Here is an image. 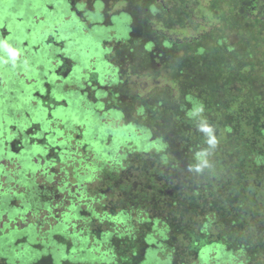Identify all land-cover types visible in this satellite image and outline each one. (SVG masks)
Returning a JSON list of instances; mask_svg holds the SVG:
<instances>
[{
    "label": "rangeland",
    "instance_id": "rangeland-1",
    "mask_svg": "<svg viewBox=\"0 0 264 264\" xmlns=\"http://www.w3.org/2000/svg\"><path fill=\"white\" fill-rule=\"evenodd\" d=\"M77 3L0 1V39L4 44L9 42L0 46V263L35 264L54 255L59 264H132L144 251L140 235H134L140 223L126 219L119 210L118 219L114 218L112 210H106L108 199L100 197L107 182L126 171L135 156L160 154L167 149L166 143L155 140L144 124H137L145 115L142 108L129 123L118 101L116 89L124 84L116 65L118 57L113 54L119 48L117 44L131 42L133 20L126 14L115 15L124 11L123 3L108 13L103 5L79 2L75 6ZM260 6H264V0H260ZM44 18L47 24H34L35 19ZM72 20L76 24H70ZM6 24L12 37L2 33ZM78 25L79 32L75 30ZM57 29L67 33L63 34L68 41L66 49L62 41L44 37L47 30ZM44 40L50 41L49 46L41 43ZM66 50L69 54L61 60ZM56 60L62 63L57 71L53 70ZM71 70L78 77L77 85L68 81ZM55 77L62 82L54 86ZM49 78L51 82H47ZM123 81L129 82L131 97L147 95L154 89V81L147 76H125ZM50 88L55 96L71 97L69 108L60 101L64 111L58 107L60 111L55 113V103L43 99ZM44 89L46 94L40 93ZM11 138L21 139L16 150L7 146ZM50 139L57 140L56 145L63 143L62 157L52 146L46 148ZM155 226L152 236H147L152 248L144 251L145 264H172L173 254L166 244L169 229L162 224ZM71 245L74 248L70 254ZM126 252L133 253L128 261L123 259ZM237 254L214 245L205 248L202 258L192 264L247 261L243 253Z\"/></svg>",
    "mask_w": 264,
    "mask_h": 264
},
{
    "label": "trees",
    "instance_id": "trees-1",
    "mask_svg": "<svg viewBox=\"0 0 264 264\" xmlns=\"http://www.w3.org/2000/svg\"><path fill=\"white\" fill-rule=\"evenodd\" d=\"M79 2L106 6L107 13L118 4L126 6L115 15L126 14L133 20V37L129 44H117L116 53L128 66L127 77L147 76L154 89L133 97L130 92L129 104L130 98L118 101L129 123L142 108L145 115L137 124H144L155 140L167 146L160 154L135 156L126 171L107 182L103 191L108 187L109 192L100 196L113 202L114 218L120 213L140 223L134 235H140L144 251L152 248L147 238L155 224L165 225L172 264H192L214 245L243 253L247 260L243 264H264V6L260 0ZM8 43L0 39V46ZM204 127L210 131H203ZM213 138L215 144L209 143ZM145 221L149 224L142 225ZM144 251L132 264H145ZM123 255L128 261L133 253ZM59 261L51 255L35 264Z\"/></svg>",
    "mask_w": 264,
    "mask_h": 264
},
{
    "label": "water",
    "instance_id": "water-1",
    "mask_svg": "<svg viewBox=\"0 0 264 264\" xmlns=\"http://www.w3.org/2000/svg\"><path fill=\"white\" fill-rule=\"evenodd\" d=\"M44 24H47L46 22L44 23ZM70 24H74L73 23V20H72V22L70 23ZM34 29H35V27H34ZM63 34H67L66 33V31H65V29L64 30H61V29H57L56 31H54L53 32V30H47L46 32H45V34H44V37L46 36H51V39L50 40H52V41H55V42H59V41H62V43H64V42H68V41H65L64 39H63ZM33 35V34H32ZM40 38L42 39V35L40 34ZM59 40V41H58ZM30 41L32 42V40L30 39ZM38 42H39V40H38ZM41 42V41H40ZM46 42V40H44V41H42L41 43H43L44 45H48L49 46V42H47V43H45ZM70 42H72V41H70ZM69 42V43H70ZM33 43V42H32ZM66 54H63V59H61V60H64L65 59V57H66V55L67 54H69V52L66 50V51H64ZM60 58V57H59ZM62 63H61V61H60V65H61ZM56 69V68H55ZM54 68H53V70H55ZM73 73V72H72ZM53 75V74H52ZM78 77L77 76H75L74 74H71V76H70V78L68 79V81H72V82H75V85H77L78 84V82L76 83V79H77ZM100 78V77H99ZM50 79L51 78H49V79H47V82H51L50 81ZM53 81H52V84L54 85V83L56 84V82L57 81H60V82H62V80H60V79H58L57 77H55L54 79H52ZM67 80V79H66ZM55 86V85H54ZM109 86H111V84H109ZM108 86V87H109ZM51 87V86H50ZM40 90V89H39ZM45 91V89L42 91H40V93H45L44 92ZM53 92V89H51L50 88V90H49V92H48V94H46L47 96L46 97H43V99L44 98H46V99H48V100H50L51 102H54L55 103V105H54V108H52L54 111H55V113H58L60 110L59 109H61V111H64L61 107L62 106H60L59 107V104H60V101H62V102H64V104H66L67 105V107L69 108V105L68 104H71L72 103V99H71V97L70 96H66V97H60V96H55L54 95V93H52ZM50 98H52V99H50ZM57 100H59L58 102H57ZM58 107H59V109H58ZM29 136V135H28ZM20 137H22V140L24 141V137L21 135ZM19 137V138H20ZM47 137V136H46ZM12 140H13V138H11L10 140H8L7 141V146H8V144H10V142H12ZM21 140V139H20ZM56 143H57V140H51L50 139V144H48L47 146H46V148H50L51 146L53 147L52 148V150H55L56 152H58L59 151V155L62 157V154L64 155V150H62V147H63V143H61V142H58V145H56ZM56 146V147H55ZM10 147H11V145H10ZM56 148V149H55ZM40 154H43L44 155V152L43 151H41L40 152ZM39 157H42V156H39ZM75 209H79V208H75ZM71 210V209H70Z\"/></svg>",
    "mask_w": 264,
    "mask_h": 264
},
{
    "label": "flooded vegetation",
    "instance_id": "flooded-vegetation-1",
    "mask_svg": "<svg viewBox=\"0 0 264 264\" xmlns=\"http://www.w3.org/2000/svg\"><path fill=\"white\" fill-rule=\"evenodd\" d=\"M85 12V11H84ZM83 12V13H84ZM82 13V14H83ZM36 20H38V19H35L34 20V22H36ZM44 22H46L47 23V20H46V18H44V19H40V20H38V22H37V24H41V23H44ZM36 24V23H35ZM76 24V23H75ZM35 27V26H34ZM34 27H32L33 29H34ZM78 27V28H77ZM79 25L78 26H76V28H75V30H78V32H79ZM81 28V27H80ZM6 30L7 29H2V33L4 34V37L6 36V34H5V32H6ZM8 36H10V34H9V32H8V34H7ZM28 38V37H27ZM15 41V40H14ZM66 45H67V43L66 42H64L63 43V47H64V49H66ZM58 56H60V54H58ZM113 56L115 57V56H117L118 58H117V68L119 69V71H120V74H121V77H122V83L124 84L123 85V87L122 88H120V89H116L117 87L116 86H114L113 88H115L116 89V92H118V94H119V98L118 99H122L124 102L125 101H127L128 100V97L130 96V87H129V82H125L124 83V81H123V79L125 78V76H126V70H127V68H128V66H126V62H125V60L124 59H122L121 57H119V55L116 53V51L114 52V54H113ZM56 63H57V68L55 69L56 71L59 69V67H60V61H55ZM58 65H59V67H58ZM72 72H73V70H71L70 71V73H69V75L67 76V78L69 77V76H71V74H72ZM129 78V77H128ZM111 86H112V84H111ZM110 90V89H109ZM107 97V96H106ZM31 141V137H30V139H28V141L26 142L27 144L26 145H28L29 144V142ZM22 142H24L23 140H22ZM10 145H13V146H11L10 147ZM17 145H21L20 144V140L18 141V140H15V139H13L12 140V142H10V144H8V147H9V149L10 148H12V147H15V150H16V146ZM26 145L24 146V148L26 147ZM34 146H36V145H34ZM37 147V146H36ZM41 147H43V146H41ZM39 149V148H38ZM40 150V149H39ZM19 153V152H18ZM18 153H16L17 155H18ZM21 155V154H20ZM12 156V155H11ZM13 157V156H12ZM106 192H109V191H106ZM106 192H104V194L106 193ZM59 193H64L63 192V189H61V190H59ZM103 193V192H102ZM101 198H102V196H100ZM103 199V198H102ZM105 200V199H104ZM112 205H113V202L112 201H108V207L107 206H104V208L106 209V207H107V209L106 210H110V209H113L112 208ZM110 208V209H109ZM71 209V208H70ZM75 237H78V239H81L80 238V236L79 235H76V233L75 234H73ZM68 263H71L70 261H67Z\"/></svg>",
    "mask_w": 264,
    "mask_h": 264
},
{
    "label": "clouds",
    "instance_id": "clouds-1",
    "mask_svg": "<svg viewBox=\"0 0 264 264\" xmlns=\"http://www.w3.org/2000/svg\"><path fill=\"white\" fill-rule=\"evenodd\" d=\"M73 1V0H72ZM79 5V3H77L75 6H78ZM77 9H80V7L79 8H77ZM83 13V12H82ZM38 22V20H36V22H34V24L35 23H37ZM45 23V22H44ZM73 23L75 24L76 22L73 20ZM3 29H7V28H3ZM31 29H33V28H31ZM33 34V32L31 33V35ZM28 37L31 39V36H30V34H28ZM29 39V40H30ZM109 87H111V86H109ZM203 131H205V132H209L210 131V129L209 128H207V127H204L203 129H202ZM209 143H211V144H215V140H214V138L213 139H211L210 141H209ZM18 146H21V145H18ZM20 153H18V155H19ZM204 163H206V161L204 162ZM197 170H199V167L197 168ZM52 183H56V181H53ZM51 183V184H52ZM56 185H57V183H56ZM57 190H58V192H59V190H61V188H57ZM148 246H149V244H148Z\"/></svg>",
    "mask_w": 264,
    "mask_h": 264
}]
</instances>
